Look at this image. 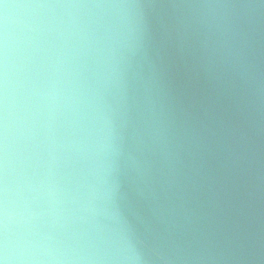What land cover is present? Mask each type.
Wrapping results in <instances>:
<instances>
[{
  "label": "water",
  "instance_id": "water-1",
  "mask_svg": "<svg viewBox=\"0 0 264 264\" xmlns=\"http://www.w3.org/2000/svg\"><path fill=\"white\" fill-rule=\"evenodd\" d=\"M2 264H264V0H0Z\"/></svg>",
  "mask_w": 264,
  "mask_h": 264
},
{
  "label": "snow or ice",
  "instance_id": "snow-or-ice-1",
  "mask_svg": "<svg viewBox=\"0 0 264 264\" xmlns=\"http://www.w3.org/2000/svg\"><path fill=\"white\" fill-rule=\"evenodd\" d=\"M0 264H2V262H0Z\"/></svg>",
  "mask_w": 264,
  "mask_h": 264
}]
</instances>
